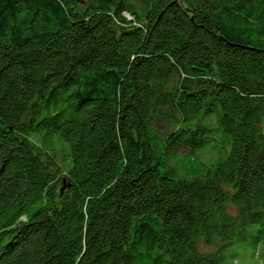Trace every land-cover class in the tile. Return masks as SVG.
<instances>
[{"label":"trees","instance_id":"obj_1","mask_svg":"<svg viewBox=\"0 0 264 264\" xmlns=\"http://www.w3.org/2000/svg\"><path fill=\"white\" fill-rule=\"evenodd\" d=\"M170 2L0 0V264H264V0Z\"/></svg>","mask_w":264,"mask_h":264},{"label":"rangeland","instance_id":"obj_2","mask_svg":"<svg viewBox=\"0 0 264 264\" xmlns=\"http://www.w3.org/2000/svg\"><path fill=\"white\" fill-rule=\"evenodd\" d=\"M210 248H208V250H210ZM253 252L254 251L249 245L245 243H237L234 244L230 250H227L225 254H227L228 260L230 259L231 255L237 256L238 259L234 260L236 261L235 263L233 262L234 264H257L258 259L253 256Z\"/></svg>","mask_w":264,"mask_h":264},{"label":"water","instance_id":"obj_3","mask_svg":"<svg viewBox=\"0 0 264 264\" xmlns=\"http://www.w3.org/2000/svg\"><path fill=\"white\" fill-rule=\"evenodd\" d=\"M175 1L177 2V5H176V6L181 7L182 12H183V10L188 11V13H189V19L192 21L193 13H192L190 10H187V9H186V7H185V5H184V3H183V0H172V2H175ZM178 1H179V4H178ZM172 2H170V3H172ZM170 3H168V4H170ZM164 8H165V7H164ZM162 11H163V10H161V11L158 13L156 19L158 18L159 14H160ZM156 19H155V20H156ZM193 25H194V24H193ZM194 26H196V25H194Z\"/></svg>","mask_w":264,"mask_h":264}]
</instances>
